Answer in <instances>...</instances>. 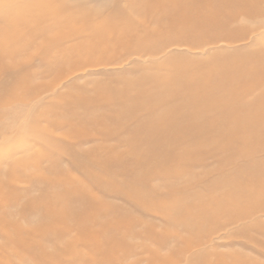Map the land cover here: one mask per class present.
Here are the masks:
<instances>
[{
  "label": "rangeland",
  "instance_id": "rangeland-1",
  "mask_svg": "<svg viewBox=\"0 0 264 264\" xmlns=\"http://www.w3.org/2000/svg\"><path fill=\"white\" fill-rule=\"evenodd\" d=\"M191 4L192 16L210 18L204 36L164 24L160 38L180 30L181 40L165 44L158 55L131 56L119 49L132 26L141 21L151 30L162 26L154 18L144 20L138 0H0V185L5 184L0 218L25 230L20 247L0 227L3 264H41L39 259L48 264H264V213L226 228L230 219L214 204L229 194L228 182L264 169V136L252 144L260 150L252 160L232 165L225 160L233 152L220 150L235 131L264 125V18L247 5L224 0H207L201 10ZM176 13L180 20L189 11ZM157 79L168 86L159 88ZM151 93L161 95L163 103L144 95ZM110 95L112 101L101 99ZM145 100L152 110L141 105ZM172 115L173 124L184 117L180 125L190 129L172 132L178 138L174 155L187 159H171L172 150L145 157L151 148L139 136L141 128L161 127L162 117ZM248 116L253 123L243 120ZM95 121L100 125L89 136H73L74 129ZM106 149L120 153L127 167L75 166V157L88 152L104 157ZM85 170L94 173L93 180ZM175 172L186 175L175 177ZM65 181L86 188L104 207L93 218L94 231L108 239L106 244L88 241L77 219L61 234L48 230L44 239L34 233ZM134 190L140 191L137 197ZM37 201L46 204L41 208ZM209 205L216 220L189 218L192 208L201 213ZM70 206L75 214L91 215L81 198L74 197ZM242 206L260 210L264 199ZM209 230L210 240L199 244ZM108 243L116 245L112 260Z\"/></svg>",
  "mask_w": 264,
  "mask_h": 264
},
{
  "label": "bare ground",
  "instance_id": "bare-ground-1",
  "mask_svg": "<svg viewBox=\"0 0 264 264\" xmlns=\"http://www.w3.org/2000/svg\"><path fill=\"white\" fill-rule=\"evenodd\" d=\"M224 1L230 2L232 5L235 3L247 5L251 8V10L253 12L255 11L254 12L255 14H258V16L264 18V0H224ZM192 2L195 3V5H196L195 8L197 10H201V8L209 5V4L204 5V3L207 2V0H138L139 11L143 15V17L145 18L144 20H147L148 18H154L155 20L158 21L157 25L159 27L161 25L162 26L160 28H158L157 30H151L149 28V26L146 27L145 22L141 21L142 22L141 23L140 21H138L140 23L135 24L134 26H132L129 29V33L131 34L129 39H128L129 41H127L126 45L122 46L119 50L122 52H125L131 56L142 55V54L145 56H149V55H154V54L158 55L160 53H163V51H164L163 46H165V44L173 43L170 41L177 42V41L181 40V38L177 34L178 32H180V30H175L174 33H172L170 36H168L166 38H163V39L160 38L159 31L164 29V24H171L172 26L179 25L178 28L183 29V31H185V29L186 30L190 29L192 31H195L194 33L196 35L198 34L200 36H204L206 34V30L209 29V27H210V18L199 20L198 19L199 17L197 18V17L192 16V12L190 13V8H189V6L192 5L191 4ZM180 8H183L184 11L185 10H187V12L189 11V13H187V15L185 14V17H183L182 19L179 20L176 16V14H177L176 12ZM261 28H262V26H261ZM135 32H143V35L142 36L137 35L138 33L136 34ZM107 49H109V48H107ZM107 49H104L103 51L105 52ZM101 50H102V48H101ZM117 50L118 49H113L114 52H116ZM200 75H202V74H200ZM204 76L205 75H203L202 78H204ZM203 82L201 81L200 83L203 84ZM155 83L159 88H163V87L168 86V84H165L162 80H159V79H157V81L155 80ZM129 85H134V84L132 83ZM203 86L200 87V89H198V90L202 91ZM175 94H173V95L178 96L177 93H175ZM104 95H107V94H104ZM144 95L149 96V98L152 97L151 101H155V103L156 102L163 103L162 98H160L161 95H156L154 93L144 94ZM101 99H104L106 101H112L113 100L111 95L110 96H102ZM151 101L145 100V102L142 103L141 105H145L144 106V107H146L145 109L147 111H150V110H152L151 104H150ZM207 103H210V99H208L205 104H207ZM196 113H198V112H196ZM244 113H246V112H244ZM175 114L180 115V113H178V110L175 111ZM162 119L165 120L166 123L163 124L161 127H157L151 123V124H148L147 126H145V128H141L142 131L140 130L141 132H140L139 136L144 135V137L142 139L144 144L151 148L145 157L151 156L153 159L155 156L152 155L153 154L152 151L154 153H156V152H159L162 150H165V151L172 150L173 153L169 152V155H168L169 157H173L171 159H173V160H175L176 158L184 159V160L187 159L183 156L179 157L177 155H174L175 154L174 148L178 146V138L174 137V134H172V132H174V133L177 132L178 134L186 133V132L191 133L189 131L190 129L185 131L186 129L184 130V126L180 125L182 123V121H185L186 119L183 117L182 120L178 121V123H175V124L172 123L173 119H174L173 115L171 117L164 116V117H162ZM249 119H250L249 116L243 118V120L246 122V124H248L252 121ZM251 123H253V121ZM99 125H100L99 121H97V122L95 121V122H91V123L90 122L85 123L84 125H82V128H80V129L76 128L73 130V136L75 138L77 137L78 139L82 138V137L85 138V136H89L88 133L90 130H93V127L98 128ZM252 125H253L252 128L251 127H245L240 131H237V132L235 131V133L230 134L224 140V144L221 146L220 150H222L223 152H230V155H231V152H233V155L230 157V159L228 161L225 160L226 163L233 165L236 163V160L237 161L239 159L252 160L253 158H255L256 155H258L260 150L259 149H251V148L253 147L254 143L258 144L256 142L262 140L261 137L264 136V125H260V124L257 125L255 123H253ZM71 135H72V133H71ZM155 135L157 137H159L157 139L158 141L156 143H154V136ZM190 136H192V139H196L198 136H200V134L195 135V136L189 135V138H190ZM182 141H184V140L180 139L179 143H181ZM204 141H205L204 147H206L210 141V137L205 138ZM234 147H237L236 148L237 150L234 149L231 151V148H234ZM106 152H107L106 153L107 155L104 157H102V156L96 157V155H93L90 152H88L84 155L85 158L84 157L79 158L81 160H79L78 158L75 157V161L77 160L76 162H74L75 166H77V167L79 166L80 168L84 167V169H86V168L90 169L89 168L90 166H94V167L99 168V169L109 170L111 168V166H113V164H124V163H126L125 159L122 158L121 155H119L120 153L117 155L116 154L117 152L114 149H106ZM131 154H132V152H131ZM129 157H132V156H129ZM134 159H136V158L134 157ZM144 161H145V159L143 160V162ZM136 166H137V164H136ZM124 167H127L126 164H124ZM132 167H133V165H132ZM250 169H253V168H250ZM90 170H88V171L85 170L88 172L85 174H87L86 176H88L90 174L88 176V178L91 177V179L93 180V177H95V175H94V173L90 172ZM129 170H130V168H129ZM5 171H6V173L2 172V175L4 173L8 174L7 172H9V171H7V170H5ZM11 171H12V169H11ZM101 173H103V172H101ZM125 173H126V171H125ZM170 173H168V174H170ZM0 174H1V172H0ZM106 174H108V173H106ZM10 175H12L11 172H10ZM10 175H7V176H10ZM183 175H186V174L182 173V172H175L174 176L180 178V177H183ZM7 176L5 175L4 177H7ZM10 177H12V176H10ZM12 178L14 179V177H12ZM240 178H242V180H243L242 182L236 183L237 181H235V180L228 182L227 185H228V188L230 189L229 194L219 200L220 204H216V202L214 203L217 206L220 205L219 213L227 214L229 219H230V220L228 219L229 221L227 222V224L225 226L226 228L229 227L230 225L238 222L239 220L253 218L254 216H256L259 213H264V208H262L260 210H256L252 207L244 208L242 206V205L246 206V204L248 206V205H251V203L253 204L254 202L258 203L260 200L264 199V179H262V178H264V169L258 170V171L254 170L252 172V174H245L243 176H240ZM45 181L48 184V182H47L48 178H47V180L45 179ZM96 181L98 182L101 180H99L96 176L95 182ZM0 182H2V181H0ZM95 182L93 181V183H95ZM63 183H64L63 188H62L63 192L61 194L55 196V198L52 200L51 203H49L48 205H46L44 207V205L46 204L45 203L46 201L43 202L44 205L39 203L40 201L36 202V204L39 203L38 205L40 207L42 206L41 208H43V207L45 208V210H44L45 211V213H44L45 218H44V221L42 223L41 228H37V230L34 231V233L43 236L44 239H45V236L48 235V230H53V231L57 232L58 234H61L63 229L68 228L69 224L72 221L74 222V219H77L78 226L80 227L81 231L83 232L84 237H86V239L88 238L87 239L88 241H93L94 246H96V245L102 246V245L106 244L108 242L107 241L108 239L103 237V236H100V233H96V231H94V227H96L97 220L95 221V219L93 217L94 216H100L104 210V207L100 206V201L91 192L87 191L86 188H82V187L75 188L71 182L65 181ZM98 183H100V182H98ZM2 184H3V182H2ZM95 185L97 186L98 184H95ZM101 185H102V183H101ZM106 185H105V187H106ZM3 186L0 185V196H3V194H4L3 190L5 188H3ZM109 186H112V185L110 184ZM112 189H113V186H112ZM116 190H118V189H116ZM120 192H123L122 189H120ZM138 192H140V191H138ZM138 192L134 190V192H133L134 194L132 193L134 195V197L138 196L137 195ZM125 195H127L126 192H125ZM133 195H131L130 197H132ZM128 196H129V194H128ZM74 197L81 198V200H83V203L88 205V209L91 213V215L89 214L90 217L87 218L83 215L75 214L74 209L70 206V203H71L72 199H74ZM36 204L34 203L33 207L39 208V206H36ZM143 204H145V203H143ZM48 206H50V208H48ZM259 207H261V205ZM191 212H192V215H191V217H189L190 219L191 218L194 219L197 217V218H200L202 220L203 218H205V219L210 218V215H212V217H214L215 220L218 218V216L213 214V212L210 210V205L206 209H202L201 213H200V210L197 208H192ZM230 212H231V214H230ZM48 218H49V223H48ZM97 225H98V223H97ZM0 227L2 228L4 234L7 236V240L10 241L11 244H16V246L22 247L21 240H22V234H25L24 228H22L17 223L10 221V220H6L4 218H0ZM98 238H101L100 239L101 241L98 240ZM205 239L210 240V230L207 233H205L203 236H201L199 244L202 242V240H205ZM107 246H108L107 247L108 248L107 258L109 260H112L111 254L114 252L116 245L113 243H108ZM39 261L41 264H48V260L39 259ZM0 264H3L1 258H0Z\"/></svg>",
  "mask_w": 264,
  "mask_h": 264
}]
</instances>
